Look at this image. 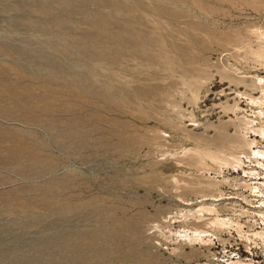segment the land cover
I'll use <instances>...</instances> for the list:
<instances>
[{
  "label": "rangeland",
  "instance_id": "1",
  "mask_svg": "<svg viewBox=\"0 0 264 264\" xmlns=\"http://www.w3.org/2000/svg\"><path fill=\"white\" fill-rule=\"evenodd\" d=\"M251 150L264 0H0V264H264Z\"/></svg>",
  "mask_w": 264,
  "mask_h": 264
},
{
  "label": "bare ground",
  "instance_id": "2",
  "mask_svg": "<svg viewBox=\"0 0 264 264\" xmlns=\"http://www.w3.org/2000/svg\"><path fill=\"white\" fill-rule=\"evenodd\" d=\"M260 81V80H259ZM259 83V82H258ZM251 123V122H250ZM258 132V131H257ZM261 135V134H260ZM246 144H248V143H246ZM253 143H251V144H248V146H250V145H252ZM251 152V154L249 155V158L252 156L253 158H264V151H260V150H251L250 151ZM248 159V158H247ZM251 160H254V159H251ZM238 161V162H237ZM236 162H237V164H236V166L237 167H240L241 166V163L239 162V160H237ZM255 161V160H254ZM240 163V164H239ZM262 165H264V164H262ZM259 166V165H258ZM264 167V166H263ZM250 173V172H249ZM252 174H255V173H253L252 172ZM255 176V175H254ZM255 180H260L259 178L258 179H256L255 178ZM253 184H262V183H258V182H255V183H253ZM252 189H254V191L257 189V187H252ZM260 204V203H259ZM264 202L262 201L261 202V204H260V206L262 207V208H264ZM260 206H259V208H260ZM258 216H262V218H263V214H261V212H258ZM214 222H215V224L217 223L219 226H221V227H225V226H227V224H225V222L223 221V220H217V219H215V220H213ZM213 222V223H214ZM213 223H211V224H213ZM199 234V233H198ZM261 234L262 233H255L254 234V236H260L261 237ZM264 234V233H263ZM200 237V236H199ZM248 264H251V263H248Z\"/></svg>",
  "mask_w": 264,
  "mask_h": 264
}]
</instances>
